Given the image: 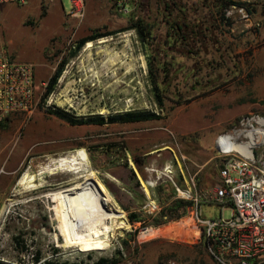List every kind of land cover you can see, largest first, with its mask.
<instances>
[{"label":"rangeland","instance_id":"1","mask_svg":"<svg viewBox=\"0 0 264 264\" xmlns=\"http://www.w3.org/2000/svg\"><path fill=\"white\" fill-rule=\"evenodd\" d=\"M30 1L0 3V47L33 64L40 98L34 114L19 115L0 128V264L49 259L93 264L100 257H118L117 264H218L189 212L159 226L147 223L173 200H190L176 187H190L202 203L203 217L215 218L221 211L229 216V207L222 210L214 196L221 165L216 139L251 129L247 119L264 120V0H235L252 12L231 6L224 19L213 0H132L123 23L100 20L96 27L119 30L131 19L141 20L150 29L148 42L129 28L91 40L89 52L86 42L71 56L70 46L79 38L54 36L71 22L65 16L69 0H42L39 6ZM64 58L55 89L42 101L48 78ZM149 61L159 69L162 107L152 91ZM52 105L77 117L146 110L159 118L70 125L48 112ZM251 125L257 128L256 122ZM80 147L96 169L91 178L124 211L128 223L107 243H83L81 210L92 204L67 193L74 176H49L35 189L17 183L24 171L33 173L47 158ZM261 152L264 143L254 147L255 156ZM134 157L142 162L146 179ZM130 213L141 220L131 221ZM185 220L175 237L141 235ZM35 251L41 254L39 262L32 258Z\"/></svg>","mask_w":264,"mask_h":264},{"label":"built area","instance_id":"2","mask_svg":"<svg viewBox=\"0 0 264 264\" xmlns=\"http://www.w3.org/2000/svg\"><path fill=\"white\" fill-rule=\"evenodd\" d=\"M28 1L0 0V3L24 4ZM85 1L69 0L70 7L65 11L67 19L83 18ZM106 1L115 14L126 15L131 11L132 0ZM46 102L49 106L50 101ZM39 103L33 64L18 60L1 46L0 122L15 115L30 117ZM249 121L253 119H247V124L255 129ZM256 125V129L262 127L257 122ZM218 153L220 184L214 196L222 210L229 207L230 214L225 217L221 211L218 217H203L202 203L197 196L191 195L189 187L184 190L188 193L185 197L192 201L189 219L198 227L209 255L218 264H264V152L255 156L253 147L251 157L235 151L218 150ZM176 189L179 192V187Z\"/></svg>","mask_w":264,"mask_h":264},{"label":"bare ground","instance_id":"3","mask_svg":"<svg viewBox=\"0 0 264 264\" xmlns=\"http://www.w3.org/2000/svg\"><path fill=\"white\" fill-rule=\"evenodd\" d=\"M105 41H107V39H101L99 42L105 43ZM92 47H93V43L91 41H88L84 46V50L89 52ZM98 49L103 50L104 47L98 46ZM253 121L257 122V124L260 126L264 125V120L262 118L253 119ZM248 123L251 122L249 121ZM241 135H243V137L246 138V140H240ZM261 143H264L263 128H258V129L242 128L230 133H225L220 135L217 138L216 147H218L217 149L221 152L235 151L244 156L251 157L252 148ZM89 157L90 156H88L86 150L81 147L69 151L67 153L60 154L56 157H49L45 162L43 161V163L38 167L37 171L33 173L29 171H24L21 177H19L17 183L23 189H35L42 187L44 185L45 182L44 179L46 177L54 176L58 174H65V173L74 176V179H72L71 181V183L74 184L68 190L67 193L81 196L91 204L96 203L97 205H100V209L98 212L99 216L93 234L94 237L93 242L88 244V245H97L101 243H107V240L111 233L116 232L115 231L116 229L128 227V223L127 221H125L126 218L124 211L115 204L112 198L104 195L99 190L98 186L95 184L93 179L91 178L96 175V171H95L96 169H93L90 166ZM168 167L169 166H167L166 171H169ZM143 186L145 192L148 193V189L146 188V186L144 184ZM179 194H181L182 196H188L187 191H184L180 188H179ZM187 221L188 220H185L170 226H166L164 228H148L142 231L141 235L142 237H146V236L155 237L160 235L175 237L176 235L179 234V231L182 227L181 223H186Z\"/></svg>","mask_w":264,"mask_h":264},{"label":"trees","instance_id":"4","mask_svg":"<svg viewBox=\"0 0 264 264\" xmlns=\"http://www.w3.org/2000/svg\"><path fill=\"white\" fill-rule=\"evenodd\" d=\"M213 1L216 7H218V11L221 13L222 19H224L225 11L231 6L244 7L249 13L252 12V10L247 7L246 3L241 2V1H235V0H213ZM129 28H134L136 30V33L139 39L144 44L148 42L149 38L151 37L150 29L147 24H145L141 20L133 21L131 19L129 22V25L119 30L103 31L102 27L92 29L89 34L74 41V43L70 46V56L74 55L88 41L95 40L99 37L112 35L118 31L129 29ZM66 62H67V58L62 59L57 65V67L55 68L54 72L48 78L45 89H44V93L42 95V101H44L50 95V93L55 89L57 85V80ZM148 66H149L150 82L152 85V91H153L155 100L158 103V105L162 107L164 105V101H163V96L161 94V88H160L159 82L157 81L159 69L152 66V63L150 61L148 62ZM47 110L49 113L53 114L59 119L64 120L70 125H88V124L103 125V124H111V123H129V122H140V121H147V120L159 118V114L152 112V111H146V110H127L123 112L110 113L108 115L94 114V115L80 116V117L74 116L68 113L67 111L59 107H55L53 105L49 107ZM17 117H19V115L12 116L0 122V128L1 129L7 128L9 122L13 118H17ZM133 160H134L136 167L139 169L142 177H145L143 168H141L142 162L139 161L136 157H134ZM218 175H219V170H218ZM209 180L210 181L208 183V186H211L213 183V180L212 179H209ZM191 205H192L191 200H185V199H180V198L175 199L172 201L170 205H168L167 207H164L161 210V212L158 214V216L154 217L150 223H147V225L159 226L168 221L176 220L180 218L184 213H186V211L189 212V208ZM99 209H100V205L93 203L92 205L86 204L85 208L81 210V213L84 216L83 221L86 222L83 227L84 245L93 242V238H94L93 234H94V229L96 227L97 219L99 216L98 214ZM180 209L181 211H179ZM129 216H130L131 221L141 220L136 214L130 213ZM202 243L205 246L203 240H202ZM53 251L56 252L57 248H53ZM32 258L34 261L39 262L41 258L40 252L35 251V253L32 254ZM118 262H119L118 257H100L93 264H117ZM43 264H81V263L79 262L69 263L66 261L58 262L56 260L49 259V260H44Z\"/></svg>","mask_w":264,"mask_h":264},{"label":"crops","instance_id":"5","mask_svg":"<svg viewBox=\"0 0 264 264\" xmlns=\"http://www.w3.org/2000/svg\"><path fill=\"white\" fill-rule=\"evenodd\" d=\"M42 0H31L30 3L39 6ZM52 1V0H50ZM120 16V17H119ZM118 17V18H116ZM71 22L61 35H54L59 37L72 36L74 38H81L91 32L96 27L100 20L108 22H124V15L115 14L112 9L108 7L106 0H86L85 14L81 19L71 18ZM52 36L51 38H53ZM50 38V39H51ZM144 179H146L144 177ZM148 186H152L150 181H147Z\"/></svg>","mask_w":264,"mask_h":264}]
</instances>
